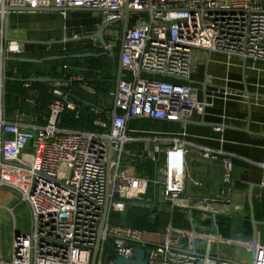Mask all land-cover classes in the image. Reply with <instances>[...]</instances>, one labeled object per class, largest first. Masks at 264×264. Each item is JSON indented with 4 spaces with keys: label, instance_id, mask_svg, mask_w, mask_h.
<instances>
[{
    "label": "built area",
    "instance_id": "built-area-1",
    "mask_svg": "<svg viewBox=\"0 0 264 264\" xmlns=\"http://www.w3.org/2000/svg\"><path fill=\"white\" fill-rule=\"evenodd\" d=\"M125 7L131 13L120 45L121 65L131 79L120 78L109 94L121 112L116 118L102 121V110L91 108L95 131L61 127L60 115L71 104L55 89L52 93L59 99L49 105L43 125L27 127L8 120L0 79V188L19 196L30 219L27 233L13 231L10 261L0 248V264H90L107 198L108 217L95 264H113L118 256L131 259L133 246L148 251V264H264V246L257 236L250 241L226 240L202 226L192 230L169 227L161 241H152L143 231L108 222L110 212L122 213L126 203L144 196L150 184L157 188L159 203L171 208L204 212L215 206L216 201L194 204L182 197L189 145L184 134L161 138L169 142L163 151L155 146L152 160L162 159L158 178L130 176L121 168L125 145L135 141L127 135L126 124L139 118L178 123L194 114L205 115L211 103L198 101L189 85L195 50L220 55L228 65L233 60L264 63V0H0V37L5 33L7 8H55L64 16L71 9L118 12L108 16L111 20L121 18ZM78 39V35L70 38ZM92 47L105 51L100 45ZM8 52L21 54L17 46L1 45V72ZM109 144L113 147L110 158ZM28 147L38 151L35 163L26 162ZM198 150L211 161L223 156L208 147ZM222 163L228 184L232 164L227 157ZM260 166L264 169V162ZM4 170L26 172L27 189L3 181ZM9 212L13 217V210ZM221 246L229 247L232 255L222 256ZM243 248L251 252L250 261L241 253Z\"/></svg>",
    "mask_w": 264,
    "mask_h": 264
},
{
    "label": "crops",
    "instance_id": "crops-1",
    "mask_svg": "<svg viewBox=\"0 0 264 264\" xmlns=\"http://www.w3.org/2000/svg\"><path fill=\"white\" fill-rule=\"evenodd\" d=\"M6 19L7 40L5 42L4 36L2 39L0 37V46L5 48L17 46L21 54L8 52L6 55L2 72L0 69V79L3 78V74L7 78L4 82L2 98L3 92L5 98L7 95L6 82L14 80L13 78L19 75L15 65L18 62L13 61V58L35 59L39 55L48 53L65 57L62 55L63 52H69L72 56L86 53L105 54V51L94 50L92 46L99 44L89 39L101 23L108 20V16L103 13L85 34H79V9L70 10L65 16L60 12H10ZM110 29L119 31L113 26ZM73 35H78L79 39L70 40ZM118 51L119 43L114 49V58L108 55L93 58H102L104 65H107L110 61L115 62V59L117 61ZM193 60V73L189 85L196 90L198 101L211 103L205 115L194 114L188 120L189 124L151 121L144 118L130 119L126 124V132L135 141L125 145L124 151L127 154L121 155L120 164L125 157L126 163L130 165L131 172L126 169L130 176L151 180L158 178L162 161L159 157L157 162L152 160L156 156L155 146L158 144L163 151L169 146V142L161 138L172 134H184L189 145L184 155L182 197L194 204L203 200L216 201L215 206L212 210L204 212L194 208L179 209L186 212L190 228L174 227L168 223L163 232L147 234V239L161 241L169 227L192 230L193 227L202 226L207 233L216 235L211 217V214H216L231 219V236L235 240L250 241L257 236L259 243L264 246V169L260 166L264 162V63L254 64L250 61L233 60L228 65L224 57L216 54L208 55L201 50L193 52ZM38 65L40 64L36 66ZM49 67L44 65L31 70L45 73ZM62 70L70 74V79L65 82L51 79L52 82L48 84H52L53 90H58L67 96V101L71 104L69 110H74L77 105L80 109L94 105L96 109L104 110L107 118H111L113 99L109 94L115 90L117 84V68L113 71L104 68L102 71L92 72V77L88 80L87 75L90 70L83 66L79 68L69 66ZM106 75L113 77L111 82L102 85L103 91L96 89L92 82H96L100 88L105 82ZM120 78L130 80L131 75L122 69ZM23 88L28 91L25 84ZM68 88L69 90L66 91ZM27 95L26 99L17 98L16 107L13 109L11 106H5L6 118L27 127L43 125L45 116L38 114L36 92L28 91ZM215 127L221 130L215 131ZM198 147L221 151L223 156L217 161L204 159L200 156ZM223 157L229 158L232 164L228 184L224 183ZM35 161L36 159L32 160L33 163ZM148 164L153 167L152 178L146 173ZM153 187L156 191L157 188L154 185ZM160 209H163V206ZM164 209L171 214L172 209L177 208ZM209 219L211 224L205 226L204 223ZM246 228L249 229L248 233L245 232ZM239 249L236 247L237 252ZM231 255L232 253L227 257ZM243 255L247 259V256Z\"/></svg>",
    "mask_w": 264,
    "mask_h": 264
},
{
    "label": "trees",
    "instance_id": "trees-1",
    "mask_svg": "<svg viewBox=\"0 0 264 264\" xmlns=\"http://www.w3.org/2000/svg\"><path fill=\"white\" fill-rule=\"evenodd\" d=\"M62 55L65 56L64 59L43 62L42 64L38 65L39 67H43L44 65L50 66L49 69L47 68L48 70L45 69L47 70L45 73L32 72L31 69L38 67L36 66L37 64L15 63L19 75L15 76L13 78L14 80L6 82L7 95L5 98V106H11L13 109L16 107L17 98H28L27 92L34 91L37 94L35 101L37 103L38 114L39 116L44 115L46 118L48 115L49 105L53 101L59 99V97L52 93V84L48 83H29L28 91L25 90L23 85L26 83V80L30 78L48 77L56 81L65 82L69 80L71 76L70 74L65 73L62 68L69 66L73 68H79L83 66L84 68L89 69L90 72L87 75V80L92 77V72L102 71L104 68L107 71H113L117 68L116 59L114 60L115 62L110 61L107 65H104L102 58H85L80 60L72 58V55L69 52H63ZM52 56H58V54L48 53L39 55L35 59H42ZM106 76L105 82L101 84L100 88L97 86L96 82H92V85L96 89H101V91H103L104 87L102 85L108 84V82H111L113 79V77L110 75ZM17 80L21 81L19 82ZM68 90L69 88L66 91ZM105 92H107V90ZM91 108H95L94 105L86 106L83 109H80L77 105L74 110L65 108L60 115L61 127L87 132L95 131L96 126L94 123L96 121V116L91 112ZM104 113L105 111L102 110L99 119L102 121H107L108 118ZM120 113L121 112L118 111V114ZM148 165L146 167V173L149 178H152L153 167L150 164ZM165 205L158 203L157 189L155 191L153 185L150 184L144 196L138 200L129 201L126 203V207L122 213L110 212L108 222L112 226L136 229L143 231L146 234H157L159 232H163L168 223H171V225L174 227H181L185 229L190 228L189 222L186 218V212H183L179 209H172L170 214L165 212L164 209L168 207L170 208V206ZM162 206L164 210L160 209ZM215 223L218 229L219 237L221 239H228L231 237L232 221L230 218L219 215L216 216ZM210 224V219L204 223L205 226H209ZM245 232L248 233L249 229L246 228Z\"/></svg>",
    "mask_w": 264,
    "mask_h": 264
},
{
    "label": "water",
    "instance_id": "water-1",
    "mask_svg": "<svg viewBox=\"0 0 264 264\" xmlns=\"http://www.w3.org/2000/svg\"><path fill=\"white\" fill-rule=\"evenodd\" d=\"M71 10H78V9H71ZM79 11L99 12V13H103L109 17L112 14L118 13V12H113V11H109V10H90V9H79ZM5 12H7V13H10V12H54V13H59V12H61V10L55 9V8H49V9H39L37 11H33V10H29L28 8H25V9H8L7 8V9H5ZM120 12H122L121 18L117 17L115 19H111V20H108V21L101 23V25L99 26L97 31L89 38L92 41L98 42V44L105 49V54H103V55H108L111 58L115 57L114 49L117 46V44L119 43V51H118V54L116 56L117 61H118V64H117L118 75H117L116 83H118L120 80V73L122 70V65H121V54H122V52L120 50V45L123 42L124 34H125V31L127 28V17H128V14L131 13V11H129L127 9V7H125ZM120 21H122V26H121L120 31L117 32L116 30L110 29V27L114 26L115 24L119 23ZM6 28H7V19L5 20V33H4V41L5 42L7 40ZM103 55L102 54L95 55L92 53H86V54L74 55L71 57L77 58V59H85V58L100 57ZM64 58L65 57L52 56V57H47V58H42V59L13 58L12 60L16 61L18 63L41 64L43 62L55 61V60H60V59H64ZM6 59L7 58L4 57L3 66L5 64ZM2 79H3L2 89H4V82L7 80V78L4 74H3ZM17 81L20 82L21 80H17ZM25 82H27V83H50V82H52V80L50 78H47V77H38V78H30V79L26 80ZM4 98H5V92H3V102H4ZM24 99H26V98H24ZM117 115H118V111H117L116 107L113 105V109L111 112V120L116 118ZM183 123L189 124L190 121L187 120ZM108 150H109V158H110L112 155V151H113V147L111 144H109ZM216 216H217L216 214H211L213 225L215 228V233H216V236L218 237L219 233H218V229H217V226L215 223ZM107 217H108V198L106 199L105 205L103 206V213H102L100 223L98 225L96 243H95V246L93 248V253H92L90 264L96 263L97 251H98V248L100 245V239L102 236L103 227L107 221ZM251 220H252L253 225H255V222L253 221V219H251ZM147 255H148L147 250H143L139 247L133 246L131 259H126V258H123L121 256H118L113 261V264H148Z\"/></svg>",
    "mask_w": 264,
    "mask_h": 264
},
{
    "label": "rangeland",
    "instance_id": "rangeland-1",
    "mask_svg": "<svg viewBox=\"0 0 264 264\" xmlns=\"http://www.w3.org/2000/svg\"><path fill=\"white\" fill-rule=\"evenodd\" d=\"M101 13L99 12H80L79 11V34H85L93 27V22L99 18ZM130 19L132 16L129 17ZM122 22L115 24L113 28L120 30ZM25 153L27 156V163H31L35 157H37L38 151L31 150L30 147L26 148ZM125 154L126 151H124ZM124 154V156H125ZM162 161V159H161ZM162 163V162H161ZM121 168H125L128 172H131L130 165L125 161V157L122 158ZM3 181H6L20 190H26L28 185V175L24 171L20 170H4ZM0 225H1V237H0V248L3 251L5 259L10 261L12 254V238L14 229L18 233H27L29 230V212L25 204L20 203L19 196L10 191L7 188H0ZM9 210H13V217ZM15 224V227H14ZM228 239H234L229 237ZM226 239V240H228ZM222 256H229L231 250L229 247L225 248L221 246ZM241 253L247 256V260L250 261L251 252L247 248L241 249Z\"/></svg>",
    "mask_w": 264,
    "mask_h": 264
},
{
    "label": "flooded vegetation",
    "instance_id": "flooded-vegetation-1",
    "mask_svg": "<svg viewBox=\"0 0 264 264\" xmlns=\"http://www.w3.org/2000/svg\"><path fill=\"white\" fill-rule=\"evenodd\" d=\"M120 31V30H119Z\"/></svg>",
    "mask_w": 264,
    "mask_h": 264
}]
</instances>
